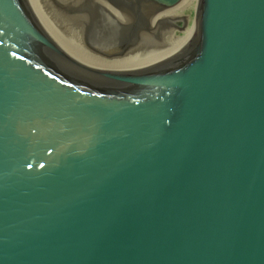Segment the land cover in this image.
Masks as SVG:
<instances>
[{
  "label": "water",
  "instance_id": "water-1",
  "mask_svg": "<svg viewBox=\"0 0 264 264\" xmlns=\"http://www.w3.org/2000/svg\"><path fill=\"white\" fill-rule=\"evenodd\" d=\"M117 1L70 13L103 60L186 28L153 19L186 0ZM37 2L0 0V264H264V0H203L189 48L113 73Z\"/></svg>",
  "mask_w": 264,
  "mask_h": 264
},
{
  "label": "rangeland",
  "instance_id": "rangeland-1",
  "mask_svg": "<svg viewBox=\"0 0 264 264\" xmlns=\"http://www.w3.org/2000/svg\"><path fill=\"white\" fill-rule=\"evenodd\" d=\"M46 1L50 4V6H52V11H51L50 19H48L47 17L44 18L42 16L39 17L42 23L68 50L72 51L76 56L85 60L88 64L94 66L97 69H100L99 67L104 65V61L106 60H103L101 59L100 56L95 55L98 53L93 49H91L90 47H88L84 41V24H85L86 16L70 14L77 3L75 2L74 4L75 6L74 7L72 6L73 8L70 7L71 10H66L68 9V7L66 6L72 3V1L74 0L69 1L65 5H60L58 2L56 3L55 0H53L54 2L51 0H46ZM76 1L78 2V0ZM202 2H203L202 0H198L195 3V7L187 11L186 14L190 19V21L186 20L187 21L186 28L185 30L181 31L182 33L178 32L177 30L168 29L166 31H163L160 35V38L155 42L141 40L138 46L133 50H131L126 56H130V57L133 56L135 58L134 64H138V63L149 62L151 60H155L169 53L175 52L176 49L178 48L177 46L180 43H182V41L180 40L175 41L173 37L181 36L184 33V31H186L189 28H193L196 25V22H198L197 18L201 19L203 13ZM64 10H66L67 13ZM162 18H170V17L156 14V16L153 19L156 20ZM116 67L118 68H114L110 73L127 70V68L125 67L119 68V64Z\"/></svg>",
  "mask_w": 264,
  "mask_h": 264
},
{
  "label": "bare ground",
  "instance_id": "bare-ground-1",
  "mask_svg": "<svg viewBox=\"0 0 264 264\" xmlns=\"http://www.w3.org/2000/svg\"><path fill=\"white\" fill-rule=\"evenodd\" d=\"M51 1H53V0H51ZM69 1H71V0H55V2L56 3L58 2L60 5H65ZM197 1L198 0H186L182 5H180L179 7L175 8V9H172V10H169V11H165V12H162V13H156V14H160V15H164V16H169L170 18H173V19H176V18H185L186 20L190 21V19L188 18V16H187L186 13H187V11H189V10H191V9H193L195 7V3ZM75 2L77 3V1L74 0V1H72V3H70L69 5H67L66 7H68V9H66V10H71V8H73L75 6L74 5ZM200 4H201V2H200ZM202 4H203V2H202ZM34 10H35L36 15L38 16V18L42 16L44 18L47 17L48 19H50V15H51V11H52V6H50V4L46 0H38V2L35 5ZM66 10H64V11L66 12ZM198 13H200V12H198ZM201 19L197 18V21L198 22H196V25L193 28H189L186 31H184V33L181 36H175V37H173V39L175 41L176 40L177 41H179V40L182 41V43H180L177 46L178 48L173 53H169L167 55H164V56H162L160 58H157L155 60H151L149 62L138 63V64H134L135 63V58L133 56H132L133 58L130 57V56H126V57H124V58H122L120 60H116V61H104V65L100 66L99 67L100 69H98V70H101V71L109 72L110 73L114 68H118V67H116V66H118V64H119V68L120 67H125L127 69H130V68H134V67H137V66H141V65H144V64H148V63H151V62H154V61H158V60H162V59L174 57V56L178 55L179 53H181L182 51H184L185 49L189 48L194 43L195 39L197 38V34H198L199 27H200ZM180 33H182V32H180ZM70 52L76 58H78L80 61L84 62L85 64H87V65H89V66H91L93 68H95L94 66L88 64L85 60H83L80 57L76 56L72 51H70ZM95 69H97V68H95Z\"/></svg>",
  "mask_w": 264,
  "mask_h": 264
},
{
  "label": "flooded vegetation",
  "instance_id": "flooded-vegetation-1",
  "mask_svg": "<svg viewBox=\"0 0 264 264\" xmlns=\"http://www.w3.org/2000/svg\"><path fill=\"white\" fill-rule=\"evenodd\" d=\"M85 1L86 2H84V3L91 4L95 8H98L99 5H100V7L105 8L103 3H101L102 0H85ZM109 1L114 5V4H116L117 0H115V1L114 0H109ZM117 3H118V1H117ZM121 4L128 9V6H127L128 3L127 2L121 1ZM102 12H104V13H102ZM99 15L102 16V19L105 21L106 24L107 23L109 24L112 20L116 19L115 14L113 13V10L110 11V10L107 9V12H105L103 10V11H101V13H99ZM111 27H115V26L110 25V29H111ZM110 29H109V32H110V37H111L112 35H114V31H110ZM115 33L117 34V31ZM123 33L126 35V37L124 36L122 39H118L116 36L115 37L113 36L112 38L109 37V38H105L103 40V44L105 45L106 48H105V50H100V51L98 50V52L101 53V56H103V55L107 56L108 54H110V55L115 54L123 46H126L127 44H129L131 42V40L133 39L131 37V36H133L132 35L133 34L132 29H128L127 28L125 32L123 30ZM98 56H100V55H98Z\"/></svg>",
  "mask_w": 264,
  "mask_h": 264
}]
</instances>
